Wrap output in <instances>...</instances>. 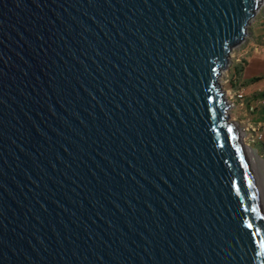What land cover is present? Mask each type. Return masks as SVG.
Listing matches in <instances>:
<instances>
[{
  "label": "water",
  "instance_id": "water-1",
  "mask_svg": "<svg viewBox=\"0 0 264 264\" xmlns=\"http://www.w3.org/2000/svg\"><path fill=\"white\" fill-rule=\"evenodd\" d=\"M261 0H0V264H264L218 82Z\"/></svg>",
  "mask_w": 264,
  "mask_h": 264
},
{
  "label": "rangeland",
  "instance_id": "rangeland-1",
  "mask_svg": "<svg viewBox=\"0 0 264 264\" xmlns=\"http://www.w3.org/2000/svg\"><path fill=\"white\" fill-rule=\"evenodd\" d=\"M238 64H243L239 78L233 69ZM250 77L261 78L244 84V80ZM218 82L224 93L229 121L237 126L244 149L249 147L264 162V120L258 113L264 99L256 98V93L264 89V0L259 1L246 34L229 51Z\"/></svg>",
  "mask_w": 264,
  "mask_h": 264
},
{
  "label": "bare ground",
  "instance_id": "bare-ground-1",
  "mask_svg": "<svg viewBox=\"0 0 264 264\" xmlns=\"http://www.w3.org/2000/svg\"><path fill=\"white\" fill-rule=\"evenodd\" d=\"M245 152H246L245 153L246 156L248 157L249 165L251 168L250 171L257 185L256 188L258 189L259 195L264 204V164H263L264 162L263 160H260L258 156L256 155V152L249 149V147L245 148Z\"/></svg>",
  "mask_w": 264,
  "mask_h": 264
},
{
  "label": "trees",
  "instance_id": "trees-1",
  "mask_svg": "<svg viewBox=\"0 0 264 264\" xmlns=\"http://www.w3.org/2000/svg\"><path fill=\"white\" fill-rule=\"evenodd\" d=\"M233 69H234L235 76H236L237 78H239L240 75H241V72H242V70H243V64H238V65H236L235 68H233ZM260 78H261V77H250V78H248V80H244L243 83H244V84H248V83H250V82L253 83V82L258 81ZM244 84H243V85H244ZM256 98L264 99V89H262V90H260V91H258V92L256 93ZM258 113H259L261 119L264 120V103L260 104V106H259V108H258Z\"/></svg>",
  "mask_w": 264,
  "mask_h": 264
}]
</instances>
